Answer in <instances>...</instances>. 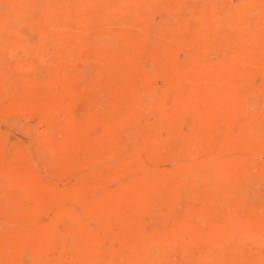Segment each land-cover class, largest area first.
Listing matches in <instances>:
<instances>
[{"label": "rangeland", "instance_id": "374dc122", "mask_svg": "<svg viewBox=\"0 0 264 264\" xmlns=\"http://www.w3.org/2000/svg\"><path fill=\"white\" fill-rule=\"evenodd\" d=\"M0 190V264H264V0H0Z\"/></svg>", "mask_w": 264, "mask_h": 264}, {"label": "bare ground", "instance_id": "6f19581e", "mask_svg": "<svg viewBox=\"0 0 264 264\" xmlns=\"http://www.w3.org/2000/svg\"><path fill=\"white\" fill-rule=\"evenodd\" d=\"M6 184L8 187L7 188L8 189V198L11 199L12 197H14L16 199V201L13 202L12 199H14V198H12L11 202H12V205L18 211H19V209L24 210L25 207L28 205L27 203L31 199H35L41 203H46V202L48 203V196H47L45 191H42V193H40V194L34 193L32 190H30L25 185H22L20 182H15V183L7 182ZM4 191H5V188H4ZM4 193H2L3 196H4ZM7 201H9V200H7Z\"/></svg>", "mask_w": 264, "mask_h": 264}]
</instances>
